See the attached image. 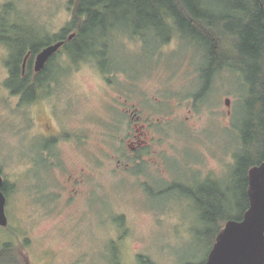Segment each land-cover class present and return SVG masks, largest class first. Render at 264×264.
I'll use <instances>...</instances> for the list:
<instances>
[{
	"label": "rangeland",
	"instance_id": "obj_1",
	"mask_svg": "<svg viewBox=\"0 0 264 264\" xmlns=\"http://www.w3.org/2000/svg\"><path fill=\"white\" fill-rule=\"evenodd\" d=\"M70 2L0 0V13L22 30L51 35L54 41L64 27L73 29ZM214 4L218 15L245 16L234 3ZM124 24L109 27L105 73L94 55L82 58L62 50L54 65V98L43 105H24L20 94L7 86L11 50L0 41V172L8 185V224L0 225V249L11 242L24 264H199L220 225L224 227L222 220L245 209L233 173L243 132L249 124L261 123V83H252L264 62H249L254 67L251 86L244 71L222 66L196 98L203 89V44L183 38L174 24L158 33L156 26H148L140 40ZM235 49L231 54L238 56ZM238 62L233 59L244 65ZM136 103L143 116L135 123L121 110H133ZM157 124L166 125L168 135L156 132ZM63 128L56 135L57 147L51 142L58 153L52 166L39 154L45 145L42 132ZM154 137L153 147L138 145ZM75 141L84 151L88 148L89 164ZM135 145L139 150H133ZM154 148L166 155L147 169ZM45 155L50 157L48 151ZM140 157L156 183L137 178L132 166ZM81 167L92 178L88 186L77 185L80 190L68 203L67 197L74 195L61 193V181L70 170L82 179ZM170 175L189 185L173 191ZM202 178L212 181L199 184Z\"/></svg>",
	"mask_w": 264,
	"mask_h": 264
},
{
	"label": "trees",
	"instance_id": "obj_2",
	"mask_svg": "<svg viewBox=\"0 0 264 264\" xmlns=\"http://www.w3.org/2000/svg\"><path fill=\"white\" fill-rule=\"evenodd\" d=\"M216 0H81L74 7V17L71 26L78 31L77 38L67 45V51L76 53V57L103 56L101 46L106 30L114 23H124L127 25L133 21L144 25L152 24L156 31L168 30L172 24L191 40H203L205 45L206 65L203 69L206 82L212 72L220 69L224 65L244 71L248 86H251L249 73L254 67L249 65L253 59L264 62V0H222L230 2L238 10L245 13L244 17L231 18L227 15H218L214 11ZM224 3V2H223ZM127 10H124L126 9ZM129 20V21H128ZM172 20V21H171ZM131 21V22H130ZM169 21L172 24L169 25ZM124 24V25H125ZM230 24V25H229ZM229 25V26H228ZM148 29V28H146ZM222 29L229 32L224 35ZM67 29L64 32H68ZM109 34V32H108ZM59 36H56V38ZM61 37V36H60ZM225 41H223V40ZM51 35L40 37L35 30H22L17 22L9 20L4 13H0V41L5 42L11 50L10 60V80L8 86L15 92L24 91L26 80L31 76L23 73L22 63L29 50L32 56L53 41ZM223 42L229 44L228 49L222 46ZM232 46H235L238 56H233ZM230 50V51H229ZM237 60L243 66L233 63ZM261 75L256 77L253 85L261 83L259 93L263 107L259 118L261 123L259 130L253 132L254 123L249 124L243 132V147L241 154L237 157L235 172L233 177L238 180L237 192L242 193L245 202V209L237 216L228 217L240 219L249 207L248 185L249 169L264 162V63L256 68ZM255 69V70H256ZM256 70V75L259 72ZM206 72V73H205ZM207 77V78H206ZM255 126V127H253ZM253 150V151H252ZM252 153V154H251ZM3 190L5 194L8 190L7 182H4ZM242 202H239L241 204ZM204 205V209H210ZM213 210V209H212ZM208 211V210H207ZM215 211L213 210V213ZM209 213V211H208ZM210 219L211 217H207ZM221 225L215 234L216 237L221 230ZM212 245V247H213ZM0 264H24L15 246L5 243L0 249ZM119 264V262H117ZM200 264V263H199Z\"/></svg>",
	"mask_w": 264,
	"mask_h": 264
},
{
	"label": "flooded vegetation",
	"instance_id": "obj_3",
	"mask_svg": "<svg viewBox=\"0 0 264 264\" xmlns=\"http://www.w3.org/2000/svg\"><path fill=\"white\" fill-rule=\"evenodd\" d=\"M70 4H73V7H75V5L77 4V2H81V0H70ZM72 8V7H71ZM74 17V14L72 16V18ZM131 22V21H130ZM72 23V22H71ZM71 26V25H70ZM154 26L152 24H148V25H144L142 28H144L143 30L140 28L141 25L138 23L135 25V22H131V23H128L127 25L125 24L124 27H127L129 30L128 32L130 33H133V36L137 39L140 40V37L143 39L142 37V33L144 37H146V31H148V29L146 28H150V27ZM67 27H64L61 31V33L57 34V37L56 40H54L53 42L49 43V44H52V43H56L58 41H61L63 40L64 41V44L63 46L60 47V49L53 55L51 56V58L48 60V62L46 63L45 67L40 70V71H37L35 69V58H36V55L44 48L46 47L47 45H44L41 47V49L36 53L35 56H32V53L31 51L29 50V52L27 53V56L24 58V61L26 60V62L22 63V69H23V73L24 74H28L30 75L31 77L29 79H27L25 82V88H24V91H20V92H15V90L13 89V93H16V94H20L21 96V103H23L24 105H35V104H40V105H43L42 102H45V100L47 98H54L53 94L51 93L55 87L57 86V82L55 80V76L54 75V69H55V64H58V61L55 62L56 58L59 57L60 55V52H62V50H66V52L68 53V49H67V45L70 44L71 41H73L74 39L77 38V35H78V31L76 29H74V26H73V29H70L68 32H64L67 30ZM108 27H110L108 25ZM175 27V25L173 26ZM109 32V34H108ZM71 34H75L74 37L70 38V35ZM105 37H104V41L103 42V45L101 46V50H102V53H104L103 55L107 56L104 61H99L98 59V62L97 64L102 67V71L105 73V67L104 65L106 66V63L108 61V53H109V48H110V43H111V37H112V33L108 30H106L105 32ZM61 36V37H60ZM182 37L184 38L183 34H182ZM198 42L201 44H203L201 47L204 48L205 50V45H204V42L203 40L199 37V40ZM204 56V61L206 62V57H205V54L203 55ZM102 56H100L101 58ZM10 68V66H9ZM203 69H204V66L203 68L201 67V70L203 72ZM51 70V71H50ZM48 71V72H47ZM50 71V74H48ZM48 78H47V76ZM201 78H202V86H203V89L201 90V92L199 91L198 93L194 94L193 97H201L203 91H206L207 88H209L207 85H208V81L206 82V80L204 81V74L202 73L201 74ZM10 80V79H9ZM248 84V83H247ZM8 86V85H7ZM9 87V86H8ZM11 88V87H9ZM188 96V95H187ZM54 105V103H53ZM139 105L136 103L135 104V107L133 110H131L129 107H125L123 109V111L121 110V114L124 115V117H128L130 116L133 120V122H138L140 120V118L143 116V114L141 112H139ZM144 111V110H143ZM54 112H55V105H54ZM56 113V112H55ZM144 113V112H143ZM147 115V114H146ZM152 114H149L147 116H151ZM49 123V121L47 122V124ZM51 123V122H50ZM50 127H52V125L49 124ZM153 126V125H152ZM166 126V125H165ZM165 126L162 127L160 125H156L155 126V130L156 132H158L161 136H164V135H168L166 132H165ZM33 128V124H32V127ZM65 128L61 129V130H54V129H50L49 131L50 132H42L43 133V138H44V142H45V145L42 146L39 154L42 156L43 159H45L47 162L51 163L52 166H55V163H56V160H57V156H58V153L57 151L54 149L51 148V142L53 143V145L57 147L58 145V140L56 138V135H58L62 130H64ZM170 135V134H169ZM38 136V135H37ZM51 138V139H50ZM173 138V137H172ZM154 138H151L150 141L146 140V141H139L138 145H140V147L142 148H147L148 146L150 147L152 145L153 147V144H152V141H153ZM76 147H78L79 143L75 141V144H74ZM139 146L135 145L133 146V150H139L138 148ZM80 150H81V153L85 156V160H86V164H89V159H88V148L86 147L85 148V151L84 149L78 147ZM89 149L90 146H89ZM48 151L50 157H47L45 155V152ZM87 152V153H86ZM139 153V151H138ZM166 154H162V153H159L158 150H156V148L152 149V155H151V158H150V164L148 163L147 165V169L152 166V165H156V162L157 161H162L164 157L162 156H165ZM52 156V158H51ZM51 159V160H50ZM142 160L145 161L144 159H142L141 157L136 161V164L132 166V168L135 169V172H136V175H137V178L138 179H141V177L143 176H146L147 177V181H152V182H155L154 179H156V176L150 172V170H147L145 169V164L142 163ZM163 162V161H162ZM58 164V163H57ZM142 164L143 167L141 169H138L137 166ZM59 165V164H58ZM80 170H82L84 172V177L82 179H79V178H74L73 177V173H72V170H70V173H69V176L67 179H64L61 181V184H62V191H65V193H70V195H74L73 197H67L66 201L68 203H70L75 197L76 195L75 194H78L79 190H78V186L77 185H80L82 182L87 183V186L89 185V182L90 179L92 178L91 176V172H86V168L84 167H81ZM86 173V174H85ZM171 176V179L173 180V184L170 185V188H173V191L176 189V187H180L182 190H184V187H186L187 185H189V182L188 183H184L183 181L181 182V184H178L176 183L177 181H175V178ZM203 180V181H202ZM163 181V180H162ZM167 181V180H166ZM169 181V180H168ZM210 180L209 178H202L198 183H204V182H208L210 183ZM164 182V181H163ZM194 182V181H193ZM215 182V181H214ZM156 183V182H155ZM150 187L152 188V185H150ZM249 187V185H248ZM73 189V191H72ZM153 191V189H151ZM46 188L42 190L41 193H46ZM87 192V189L85 190L84 193ZM172 192V191H170Z\"/></svg>",
	"mask_w": 264,
	"mask_h": 264
},
{
	"label": "water",
	"instance_id": "obj_4",
	"mask_svg": "<svg viewBox=\"0 0 264 264\" xmlns=\"http://www.w3.org/2000/svg\"><path fill=\"white\" fill-rule=\"evenodd\" d=\"M75 34H71L70 38ZM64 41L48 44L35 58V69L42 70ZM26 60L24 61V63ZM230 104V99L226 100ZM249 207L240 219H228L219 231L206 260L200 264H264V162L249 169ZM0 172V225L8 224L7 196Z\"/></svg>",
	"mask_w": 264,
	"mask_h": 264
}]
</instances>
